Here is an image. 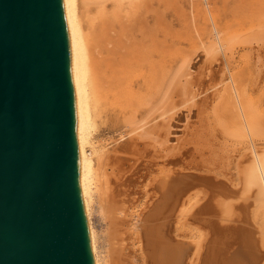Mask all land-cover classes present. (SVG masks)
<instances>
[{"label":"bare ground","instance_id":"obj_1","mask_svg":"<svg viewBox=\"0 0 264 264\" xmlns=\"http://www.w3.org/2000/svg\"><path fill=\"white\" fill-rule=\"evenodd\" d=\"M157 1L165 3V0ZM188 1L183 4L187 15L196 8L194 15H200L206 10L203 6L208 5L194 0L198 1L196 8L192 6L194 9L189 10ZM224 1L227 4L229 0ZM224 1L216 4L218 7L215 5L217 9ZM65 2L78 96L83 184L96 264H264V98L254 91V86H249L243 72H237L240 67L237 63L241 60L235 63L238 69H234L236 66L233 67L229 58L226 62L229 76L228 89L224 93H230L231 108L228 102L222 101L223 93L211 101L207 98L197 101V95L202 92H195L191 78L195 72L192 62L195 56L189 53L169 68L170 77L168 80L164 78L160 87L164 86L153 104L141 109L143 99L154 90L156 71L166 53L168 30L158 25V22L164 23L166 16L162 6L157 8L154 0ZM231 6L233 9L228 7L229 10L221 7L222 14L232 10L238 16L241 10L244 15H256L257 18L248 16L255 17L256 22L259 20L257 28L256 24L254 27L251 25L253 18L252 23H248L252 28L244 26L245 31L248 30H243L246 34L259 27L263 32L264 0H232ZM211 9L214 16L221 10L214 12V7ZM241 17L244 20L247 15ZM214 18V38L202 42L203 52L207 54L205 58L210 56V60H216L219 52L225 55L229 50L235 52L237 41L243 36L241 33L245 36L244 32L234 28L232 20L229 23V17L227 23L232 26L225 24L227 20L224 23L220 20L221 25L217 24L219 21ZM246 19L249 22L250 19ZM247 20L242 22L246 24ZM236 27L240 29V26ZM261 29L251 35L259 38ZM248 35L250 39L244 37L243 44L245 39L254 38L250 33ZM261 35L263 33H260V38ZM248 57L250 59V55ZM251 69L248 70L253 75V67ZM176 92L184 98V105L197 106L196 121L191 122L188 114L183 127L170 122L174 118L171 116L173 111H176L170 107V103L174 105L171 100ZM153 112L154 118L150 123L146 119ZM104 120L106 125L123 121L135 133L141 129V136L151 139H157L160 132L166 130L162 142L160 137L157 140L162 148L151 150V156L160 157L163 152L166 157L180 156L178 159L182 161L189 157L184 168L198 172L186 171L182 167L158 166L161 162L155 159L146 163L149 160L146 155L142 166L138 165V172L142 171L139 175L147 180L143 185L145 203L141 213H131L134 177L127 172L139 159L140 149H134L133 144L110 145L112 135H107L101 128ZM130 129L126 131L132 134ZM178 129H183V132ZM123 136L125 131L121 135L125 139ZM148 151L145 145L144 152ZM186 151L188 153H184ZM132 159L136 160L128 169L125 163L127 165ZM230 168L234 171H227ZM209 193L214 196L212 199H206ZM198 205L204 211L209 208L222 211L224 222L228 220L237 224V227L227 225L234 230L230 232L235 233L236 238L229 233L220 235V228L210 213H200L201 217L192 213ZM216 205L218 208H212ZM146 210L148 213L141 220L140 216ZM96 217L102 223L101 228L95 223Z\"/></svg>","mask_w":264,"mask_h":264},{"label":"water","instance_id":"obj_2","mask_svg":"<svg viewBox=\"0 0 264 264\" xmlns=\"http://www.w3.org/2000/svg\"><path fill=\"white\" fill-rule=\"evenodd\" d=\"M0 264H96L65 0H0Z\"/></svg>","mask_w":264,"mask_h":264},{"label":"rangeland","instance_id":"obj_3","mask_svg":"<svg viewBox=\"0 0 264 264\" xmlns=\"http://www.w3.org/2000/svg\"><path fill=\"white\" fill-rule=\"evenodd\" d=\"M154 1L156 2V4L155 3L154 4L157 5V8H160V6H162V10H163V12L166 15L165 18L163 17L164 16L163 15L164 13L162 14L163 16L161 15L162 18H164V23L158 22V25L161 28L162 27L164 28V26L167 27V30H168V34H167V44H166L167 45V48H166V53H165L164 57L161 59V64L159 65V69L156 71L157 72V80H155L156 81V84L153 87L154 90L151 91L150 94H149V97L146 98L148 100L143 99V102L141 104V109H144L146 107L149 108L150 104H153L152 102L156 100L155 96L160 93V91L162 90V87L164 86V85H162L160 87V85L162 84L164 78L166 80H168L169 77H170L169 68L172 67L173 65H175L176 62L178 63L180 61V59L183 58V55L184 54H189V53H190V56L191 55L192 56L194 55L195 58H196L195 59L194 57H192L193 58L192 59V62H193V65H194L195 72H194V74L191 77L192 80H193V82H194V84H195L194 87H196L195 88V92L196 93H197V91L198 92L200 91L199 93L202 92L201 94L198 93L199 95H197L198 96L197 97V101H200L202 98H207V99H209V101H211L215 97H217L219 95V93L220 94L223 93L222 94L223 95L222 101L223 102H228L229 105H230V108L233 106V102L231 100L232 98L230 96V93L229 94H228V92L224 93L228 89L227 79H228L229 74H228V71L226 70L227 69L226 68V65H227L226 62H227V59L228 58L230 59V62L234 65V66L233 65L232 66L233 67L236 66L234 69H238L237 68V65L240 64V65H238V67L240 66L241 68L239 67V69H238L239 71H237V72H239V73L243 72L244 73V77L246 78L249 86H252V87L254 86L253 87L254 88V91L255 92H258V94H260L264 98V30L262 32V29L260 27L258 29H256L259 26V23H260L259 20H257V22H259V23L256 22V18H257L256 15L246 14L247 15L246 18H249L250 19L249 22H248V20L246 18H244V20L242 19L241 15L243 17H245L246 15H244V13L242 14L241 10H240L241 13L239 12L240 13L239 14L238 11L235 9L237 11V13H238L237 15L240 16V17L236 16L234 10H233L234 13H232V10H230L231 12L230 11H226V9L227 10L230 9L228 7H232L233 6V5L231 6V1L232 0H229L230 2L228 1L227 4H225L226 2L224 0H221V1L218 0L219 1L218 3H217V0H215L216 2H214V0H210V1L208 0V2H207V0H205V1H203V0L200 1L199 0L202 5H204V4H206V5L208 4L209 5V3H210V7L208 5L207 6L204 5L205 6V8H204V6H203V10H205V9L206 10H205V12H202V14H200V15H198V14L197 15H194V14L197 13V11H196L197 8H196L195 5H197V2L198 1L190 0V4H188L189 6H191L189 10H193L194 8H196L195 9L196 13H195V11H193L194 13L193 12L190 13V11L187 10L189 6L187 5L188 6L187 8L185 6L186 10L189 11V14L188 15H187V13H185V11H184L185 9L183 7V4L184 3L185 4L187 2L189 3L188 0L187 1L186 0H170L169 2H168V0H165V3H163V1H161L163 4L161 2L158 3L157 0H154ZM222 1H224V4H225L224 7L225 8L227 7L226 9H224V11H226V12H224L225 15L222 14V12H223V9L222 8H224L222 6L224 4H222L219 7L222 11L220 9H217L218 6L216 5V4H221ZM194 2H196V3H194ZM192 6H194V8ZM211 7L212 8L214 7V9H213L214 12H217V11L220 10V12H217V14H215L216 17L214 16L213 11H211L212 10ZM191 8H193V9H191ZM232 9H233V7H232ZM263 9H264V7H263ZM162 10H161V13H162ZM157 11H158V9H157ZM228 12L230 13V15H228L229 14ZM198 13H200V12H198ZM211 13L213 14V16H212ZM191 14H193V15H191ZM189 15H191V18L188 17ZM221 15H224L223 16L224 19L223 18L222 19L220 18V17H222ZM249 15H250V17L251 16H255L256 18L255 17L254 18L252 17L253 18V20H252V18L248 17ZM230 16H232L233 18H235V20L233 18L231 19ZM225 17L227 19H225ZM228 17L230 18L229 19V23H231L230 20H232V22L234 24V28L235 29L237 28V30L239 32L240 31L244 32L246 30V28H244V26L247 27V29H249L250 24H248V23H250V22L252 23V21H253L254 23H252L251 25L256 24V26H255L256 28L255 29H252L253 31L250 29L251 30V32H249L250 33V36L251 37H254L255 34H252L251 35V33L252 32H255V31H258L259 29H261V31L258 32L259 33V38L257 37L258 35H256V37L252 38L251 40L245 39V42L246 43L243 44L244 37L250 39L249 38V35H248L249 33L246 34L245 32H248V30L245 31L244 32L245 33V36H244V34H242L240 32L241 35H243V36L240 35L241 36V37L239 36L240 39L238 38L239 39L237 41L238 46L237 45H236L237 47L235 46L237 48V49H235L236 51L233 49L235 52H230L231 50H229V51H227L228 53L226 55L223 52H222L223 54L221 52H219L220 53V56H218L219 53H217L216 54V57L217 58L215 56H212L211 57V58H213V57L216 58V60L211 59V60L214 61L213 62V61L210 60V58H209L210 56L209 57L207 56L205 58V56L207 54H205L203 52L204 47L202 46V42H207L210 37H212L210 39H213L214 38V35H215L214 32H216L214 29H216L215 28L216 26H215L214 21H213L212 18H214L216 20L218 19L217 21H219V22H216L217 24L220 23V25H221L222 22H220V20L223 21V23H224L225 20H227V21H225L226 22L225 24L231 25V24L227 23L228 22ZM236 17H238L240 20L237 19ZM165 19L168 20V21H166ZM236 19H237V21L239 20V22H242V21L247 20V23L244 24L242 22L243 24L242 23L241 24H238L239 22H237ZM241 19H242V21H241ZM165 23H166V25H165ZM213 24H214L215 27L212 26ZM222 25L224 26V24H222ZM247 25H249V26H247ZM236 26H240V29L238 27H236ZM253 27H254V25H253ZM234 28H232V29H234ZM250 28H252V27L250 26ZM211 30L213 31V35H210L212 33ZM260 33H263V35H261L262 36L261 38H260ZM246 35H248V36H246ZM194 37H195L196 40L194 39ZM239 42H241V43H239ZM199 50H201V51H199ZM195 54H197V56ZM221 54H222L223 57L221 56ZM227 55H228V57H227ZM249 55H250V59H247V58H249L248 57ZM251 58H252V61H251ZM259 59H260V61H259ZM233 60H235V61H233ZM236 61H240V62H238L237 65H236L235 64ZM253 61L255 63V64L253 63L255 65V67L252 65V62ZM242 64H244V65H242ZM248 64L251 65V66H249ZM252 67H253V73H254L253 75L251 74V72H252L251 71L252 70L251 68ZM248 69H251V70H248ZM195 73H197V74H195ZM209 73H210V75H209ZM247 74H248V78H247ZM218 83H219V85H218ZM202 85H204L203 88H202ZM159 87H160V89H158ZM200 88H202V89H200ZM215 91H216V94L214 93ZM211 97H213V98H211ZM171 102L174 105H171V103H170V107H172V108H174V110H176V111H173V113H172L175 116H173V115H171V116L174 117V118L179 119L180 121H177V120H175L173 118V119H170L171 120L170 122H172V123L175 122L179 126H182L183 127L185 125V122H186V119L188 117V114L190 115L191 122H195L196 121V119H197V113H196L197 112V106L194 108V106L191 107L190 104H187V106L184 105L183 104L184 103V98L181 95H179L177 92L176 93H173ZM263 103H264V100H263ZM190 111H192V112H190ZM172 117H170V118H172ZM152 118H154V112L150 116H148V118L146 119V121H148V122L151 123L150 120H152ZM158 119H162V118L158 117ZM101 128L106 132V134L108 133V134L112 135V138L113 139L111 138L112 143L110 145H112V144H114V145H120V144L125 143V145L127 144V146H128V145H132L133 144L132 146L134 147V149H136V148L137 149L138 148L140 149L139 150V153H140L139 154V159L134 164V167L127 172V175L132 174L133 177H134V182H133V184L131 186L133 188V195H132V197L134 196V199H133V202H132L133 207L131 208V213H141V208H142L143 204L145 203V197H143L144 196V194H143L144 193V191H143L144 190V186L143 185H144V183H146L147 180L146 179L144 180V178L141 177V175H139V174H141L142 171L138 172V167H139L138 165H140V167L142 166L141 163H144L145 162L144 160H145L146 155H148L147 158L149 159L148 161H146V163L147 162H150V159H152V160L155 159V161L156 160L157 161L159 160L161 162L158 166H161V164H162V166L164 165L166 167H170L171 166L173 169L178 168V167H180V169H181V167H182V169L183 170H186V171L198 172L195 169L194 170H192V169L190 170V168L189 169H185L184 168L185 161L189 157L186 158L185 161H182V159H178V157H180V156L166 157V156H164L163 152L161 153L160 157H152L151 156V150L152 151H154V150L156 151V149H157L159 151V148L160 147L162 148V146L159 144V141H161V138H163V137L166 136V135H164V134H167L166 130H162V132H160V136H158V138L160 137L159 138L160 140L157 141L158 138L156 139V138H153L152 137V139H151L150 137L147 138L148 136H146V135H144V136L142 135L143 136L142 137L141 134H140V133H142L141 129H139L141 132L139 130H138V132L135 130L136 131V133H135L132 130V128L130 129V126L127 125L123 121L122 122H118L115 125H106V121L104 120V122L101 125ZM129 129H130V132H132V131L134 132V134L132 132L133 135L131 133H128L127 132V131H129ZM173 130H175V129H173ZM123 131H125V136H127V137L123 136L125 139H123L121 137ZM178 131L182 133L183 132V129H178ZM126 132H127V135H126ZM119 133H121V135ZM137 133L139 134V136H138ZM118 136H120V138H118ZM129 138L131 139L130 142L128 141ZM114 139H115V142H114ZM153 139H156V142H158V143L154 142ZM118 140H119V142L121 140L122 141L119 143ZM126 140H127V142H126ZM145 145H147V147H148V150H149L148 153H145L144 152ZM184 153H188V152L186 151ZM241 159H243V157ZM132 160L127 165L125 163V166H127L128 169L131 168V165L133 164V162H135L136 159H132ZM179 164H182V165H179ZM134 169H136V171ZM231 169H233V170H231ZM220 171H222L221 168H220ZM227 171L232 172V171H234V168H230V170H227ZM139 182H141V183H139ZM210 197H211V199H212V197H214V196H212V193H209L208 194V197L206 199H208ZM212 208H218V207L216 205V206H214ZM145 213H148L147 210L144 211L142 213V215L140 216V219L141 220H142V218H143V216H144ZM192 213H195L199 217L202 216L200 213H205V215L208 214V213H210L211 218L215 220L216 225L219 226L218 228H220V235H221V233H225L226 235H227V233H229L232 238L235 236V233H231L234 230L228 228L227 225H234L235 227H237L238 225L235 224V223H231L228 220H227L228 222L226 220H225L226 222H224V215H223L222 211L220 212V211H217L216 209H210V208L208 209V211H204V210L199 209V205H198L193 210ZM136 218H137V216H136ZM193 222H194V219H193ZM95 223H96V225H97L98 228H101L102 227V223L100 222L99 217H96L95 218ZM139 223H140V221H139ZM234 238H236V237H234Z\"/></svg>","mask_w":264,"mask_h":264}]
</instances>
